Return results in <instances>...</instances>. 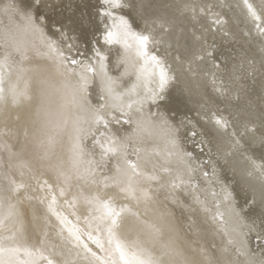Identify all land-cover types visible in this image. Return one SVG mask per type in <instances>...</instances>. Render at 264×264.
I'll list each match as a JSON object with an SVG mask.
<instances>
[{
	"label": "snow or ice",
	"instance_id": "1",
	"mask_svg": "<svg viewBox=\"0 0 264 264\" xmlns=\"http://www.w3.org/2000/svg\"><path fill=\"white\" fill-rule=\"evenodd\" d=\"M133 7L100 0L94 33L102 36L81 44L71 0H0V264H264V95L254 109L236 74L247 64L264 86V0H243L259 66L244 52L231 71L207 51L195 5L177 6L191 9L193 30L175 46L166 16L158 30L136 31L120 14ZM213 24L220 31L227 21ZM208 65L212 95L200 92ZM194 89L202 125L200 112L193 123L168 107L173 90L191 99ZM153 139L163 148L145 146ZM257 142L258 165L246 155ZM238 160L247 165L243 205L218 177L217 166L235 176ZM168 204L192 217L187 233L173 211L157 213ZM208 228L225 238L220 246L186 239Z\"/></svg>",
	"mask_w": 264,
	"mask_h": 264
},
{
	"label": "bare ground",
	"instance_id": "2",
	"mask_svg": "<svg viewBox=\"0 0 264 264\" xmlns=\"http://www.w3.org/2000/svg\"><path fill=\"white\" fill-rule=\"evenodd\" d=\"M54 3H60V0H53ZM65 4L69 3V0H63ZM100 0H71L73 8L75 9V19H77V32L76 34L81 37V44L84 40H91L94 35L102 36V33H94V28L99 26V18H94V13L96 12L95 5H97ZM126 3L134 5L130 11L125 10L124 13L130 20L133 21V27L136 31H144L146 28L148 30H158L159 29V20L161 17L166 16L173 27V31L168 34L167 41L173 46L179 42L183 44L186 38H189L193 30V20L192 12L189 8L186 12L178 10V5L188 4L195 5L197 9V20L199 21L195 26L197 29H201L206 35V44L208 52H215V55L218 57L227 58L228 68L231 71L233 64L239 65L240 60L238 59L244 52L248 53L249 58H255L257 60V67L259 66L258 62L260 59V38L252 39L253 36H256V27L252 24L250 18L246 16V10L243 9V0H125ZM255 3H259V0H254ZM239 5V7H238ZM142 6V7H141ZM200 8H204V13H200ZM221 18L227 21L226 25H221L220 31H215L216 25L213 24V20ZM153 21H157L156 24H153ZM169 25H166L167 28ZM251 33V36L249 35ZM227 34V35H225ZM197 35H200V32H197ZM159 39V36L157 37ZM175 54V53H174ZM237 57V59H233ZM210 65L204 68V75L206 77L204 84L200 87V92H206L209 95L213 94L212 88V74L208 70ZM111 74H118L114 67L110 69ZM237 75L245 76L246 78L241 81L248 90L247 100L250 101L253 105V108H257L260 103L259 98L264 95V86H262V81L257 74L254 78L251 75V69L245 64L243 71L237 67ZM219 82V81H218ZM135 83V77L129 81L125 87L130 88L132 84ZM183 88V85H181ZM235 95V91H233ZM168 107L178 111L177 120L181 117H188L192 120L193 123H196L198 117L197 113L200 112L199 120L200 124H203V121L206 119L204 113L200 111V104L198 102V94L195 89L191 94V99H189L188 92L185 90L183 93L173 90L169 97ZM220 108H223L224 105L220 104ZM155 111V109H153ZM227 116V112L224 113ZM200 125H198L199 127ZM116 126H113L115 131ZM3 125L0 124V132H2ZM191 131V128L188 129ZM259 135V134H257ZM22 139V137H21ZM199 139V138H198ZM8 143L16 144L15 139H11ZM159 147L162 149L164 142L162 139H153L151 142L146 143V147L150 150L153 147ZM20 145H16L17 151L20 150ZM187 150L193 151L192 143L189 140L187 143ZM246 155L251 157L253 161L258 165L261 162V149L259 143L257 142L255 149H249L246 152ZM199 159L207 161L209 159L206 150L205 154L200 155ZM218 167V177L222 183H227L232 185L231 190L233 191L236 200L243 205L245 197L247 195V185L243 184L240 180V171L247 167L242 160H238L236 168V174L231 168L220 169ZM211 174V168L206 169ZM248 170H251L250 168ZM200 187L201 189L207 187V184L203 181V177L200 178ZM216 191H219V185L215 186ZM183 199V196L180 197ZM161 197V201H163ZM192 197H189L191 200ZM203 199V197H201ZM171 210L174 212L177 227L179 228L181 234H185L188 231V224L192 217L188 212H184L177 209H172L171 205H161L157 209V213L163 212L165 210ZM141 214L143 215V209H140ZM260 213V207L257 206L255 212L252 214L254 217H258ZM29 211V218H30ZM67 215V213H65ZM183 216V218H182ZM69 219L72 221V224H76L74 217L69 216ZM155 219L153 216H149V222H152ZM72 225L70 224L69 227ZM78 227L83 228L84 225L81 222ZM19 227V225H17ZM29 233L31 228L28 229ZM67 234V233H66ZM188 240L198 241L202 245H208L215 243L217 246H220L224 239L222 236L214 233L213 229H202L201 235H190L187 236ZM253 246H255V237H252ZM58 242V241H57ZM85 242L89 244V247L93 251H97L96 247L87 241L85 237ZM98 255L103 256V253H98ZM21 255V259H24ZM83 259V255H81Z\"/></svg>",
	"mask_w": 264,
	"mask_h": 264
}]
</instances>
